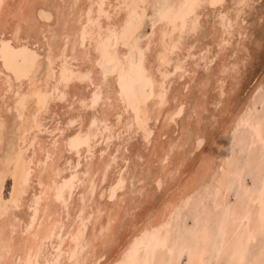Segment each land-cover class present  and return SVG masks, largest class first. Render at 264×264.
I'll return each instance as SVG.
<instances>
[{"label":"bare ground","instance_id":"1","mask_svg":"<svg viewBox=\"0 0 264 264\" xmlns=\"http://www.w3.org/2000/svg\"><path fill=\"white\" fill-rule=\"evenodd\" d=\"M154 1L0 0V264H158L189 203L223 193L231 133L248 125L251 147L264 144V123L245 115L264 76L233 106L253 0L165 5L132 42ZM262 178L264 229V166ZM238 234L227 264L245 259ZM199 252L189 264H205Z\"/></svg>","mask_w":264,"mask_h":264},{"label":"rangeland","instance_id":"2","mask_svg":"<svg viewBox=\"0 0 264 264\" xmlns=\"http://www.w3.org/2000/svg\"><path fill=\"white\" fill-rule=\"evenodd\" d=\"M179 1L181 0H155L150 6L142 8L137 25L134 26V34L130 37L131 41L149 34L160 22L164 6ZM244 17L243 24L248 27V36L245 42L249 51L248 55L250 53L252 56L249 58L252 61L248 60L247 65L241 68L242 82L239 85L241 88L237 91V98L233 94L235 100L233 101L234 105H232L235 110L243 106L245 99L251 95L260 78L264 76V0H253L252 6L246 9ZM113 41L109 38L102 48L106 63L110 66L113 65L111 62L115 58L107 53L106 45ZM232 47L233 44L229 46V51ZM139 53L138 49L134 50L133 57L136 58ZM252 97L250 100L251 107L245 109V115L255 117L264 123V89L253 94ZM233 106H231L232 109ZM217 109L218 107L215 105H210L212 113H217ZM215 126H218V123ZM247 126L238 129V132L231 133L228 137L229 149L227 148V150L231 171L224 175L223 193L217 197L208 195L204 197L205 199L194 198L189 203L186 207L187 210L184 209L185 211L181 212V215L176 218L170 228L174 243L168 247L158 248L156 255L158 262L160 261L158 264H189L197 250L201 251L199 253L203 255L205 264H227L228 258L232 255L239 241L240 229L245 232V239L242 244L245 259L241 264H264V229L256 216V198L263 179L264 144L259 142L254 148L251 147L252 135L249 126ZM252 148H256V152L259 151L256 162L252 159L254 152ZM5 174L4 198L2 196L4 204L10 197L16 178V169L11 166ZM244 187L248 190L247 194L243 191ZM249 208L251 209L249 221L242 222L241 219L233 217L239 216Z\"/></svg>","mask_w":264,"mask_h":264}]
</instances>
